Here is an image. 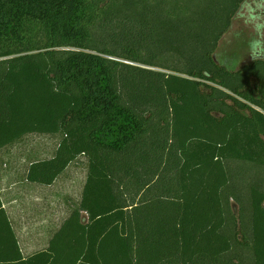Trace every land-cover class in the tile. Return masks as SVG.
I'll return each mask as SVG.
<instances>
[{
    "label": "trees",
    "instance_id": "1",
    "mask_svg": "<svg viewBox=\"0 0 264 264\" xmlns=\"http://www.w3.org/2000/svg\"><path fill=\"white\" fill-rule=\"evenodd\" d=\"M243 0H0V148L60 134L26 179L87 157L77 204L0 264H264V59L213 52Z\"/></svg>",
    "mask_w": 264,
    "mask_h": 264
},
{
    "label": "rangeland",
    "instance_id": "2",
    "mask_svg": "<svg viewBox=\"0 0 264 264\" xmlns=\"http://www.w3.org/2000/svg\"><path fill=\"white\" fill-rule=\"evenodd\" d=\"M213 55L217 64L232 70L264 59V0L241 2ZM60 138L59 133H28L0 148V193L16 232L21 224L30 227V232L36 229L37 235H44L43 229L53 232L79 201L87 172L85 155L74 159L50 186L26 179L29 163L52 156ZM31 241L22 247L24 253L46 245L43 238L41 243Z\"/></svg>",
    "mask_w": 264,
    "mask_h": 264
},
{
    "label": "crops",
    "instance_id": "3",
    "mask_svg": "<svg viewBox=\"0 0 264 264\" xmlns=\"http://www.w3.org/2000/svg\"><path fill=\"white\" fill-rule=\"evenodd\" d=\"M53 184V183H52ZM51 185V184H50ZM49 185V186H50ZM0 198H1V201H2V206H3V208H4V210H5V205H4V202H3V200H2V197H1V193H0ZM5 212H6V210H5ZM6 214H7V216H8V213L6 212ZM9 218V217H8ZM10 220V219H9ZM11 222V221H10ZM11 226H12V223H11ZM29 228L30 227H28V226H26V224H21V226L19 227V232H16L15 230H14V228H13V226H12V229H13V231H14V233H15V237H16V239H17V242H18V245H19V247H20V249H21V252H22V255L24 256V257H28L29 255H31V254H33L34 252H36V251H39V250H41V249H44L46 246H47V243H48V236L47 235H50L51 236V234L53 233L52 231H48V232H46V230L45 229H43V227H42V229H43V234L44 235H37L36 233V229L33 231V232H30V230H29ZM44 231L46 232V234L44 233ZM33 235V236H32ZM32 236V237H31ZM41 236V238H39ZM46 237V238H45ZM45 239V243H46V245H42V244H40L39 246H37L38 248L36 249V250H32V251H28V252H26V253H24V251H23V249H22V247H28L29 246V241L30 240H33V241H31V242H35V243H41V239ZM42 247H44V248H42Z\"/></svg>",
    "mask_w": 264,
    "mask_h": 264
}]
</instances>
